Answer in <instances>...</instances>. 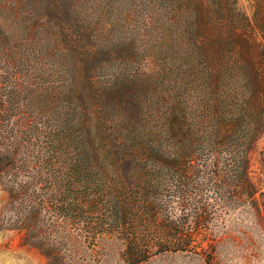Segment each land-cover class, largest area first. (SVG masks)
Returning <instances> with one entry per match:
<instances>
[{"label":"trees","instance_id":"trees-1","mask_svg":"<svg viewBox=\"0 0 264 264\" xmlns=\"http://www.w3.org/2000/svg\"><path fill=\"white\" fill-rule=\"evenodd\" d=\"M157 1L146 24L163 45L178 43L179 58L161 87L129 75L95 81L97 56L63 0H48L45 13L57 23L63 70L51 69L47 83L22 72L4 81L0 184L11 227L55 264L72 236L117 241L128 264L203 254L225 211L257 206L250 170L264 131V0L249 11L239 0H162L164 13Z\"/></svg>","mask_w":264,"mask_h":264},{"label":"rangeland","instance_id":"rangeland-1","mask_svg":"<svg viewBox=\"0 0 264 264\" xmlns=\"http://www.w3.org/2000/svg\"><path fill=\"white\" fill-rule=\"evenodd\" d=\"M149 1L63 0L75 19L79 18L72 20L71 16L69 21L82 29L81 38H86L84 44L89 47L86 49L97 56L91 71L95 81L110 85L119 76L129 75L133 81L143 78V82L161 83V87L168 83L167 73H176L178 43L173 40L169 46L163 45L156 26L148 29ZM239 1L248 11L251 9V0ZM157 3L164 13L162 0ZM49 6L48 0H0V92L7 86L5 79L11 83L17 72H22L20 76L25 75L26 80L47 83L55 79L51 69L63 70L64 57L52 47L57 44L59 30L45 14ZM68 35L75 37L70 30ZM26 97L28 94H23ZM250 176L257 189V206L246 203L225 211L228 213L209 233L214 239L213 249L203 254L165 253L142 264H264V131L251 153ZM8 207V192L0 184V264H55L26 241L24 231L11 227ZM71 239L62 248L61 264H128L117 241L104 239L93 245L77 236Z\"/></svg>","mask_w":264,"mask_h":264}]
</instances>
